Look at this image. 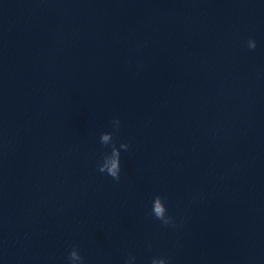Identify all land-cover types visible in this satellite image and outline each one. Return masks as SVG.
<instances>
[{
    "label": "water",
    "instance_id": "water-1",
    "mask_svg": "<svg viewBox=\"0 0 264 264\" xmlns=\"http://www.w3.org/2000/svg\"><path fill=\"white\" fill-rule=\"evenodd\" d=\"M114 119L119 182L97 171ZM73 245L264 264V0H0V264Z\"/></svg>",
    "mask_w": 264,
    "mask_h": 264
},
{
    "label": "clouds",
    "instance_id": "clouds-1",
    "mask_svg": "<svg viewBox=\"0 0 264 264\" xmlns=\"http://www.w3.org/2000/svg\"><path fill=\"white\" fill-rule=\"evenodd\" d=\"M247 46L250 50H255L257 46L256 41L254 39H249ZM120 127V120L114 119L112 121L113 131L103 132L99 137L100 144L105 148L110 147L111 150L110 152L103 154L101 162L98 163L97 171L100 173H106L116 182H119L121 179V150L126 152L130 148L128 143L123 142L117 147L115 135L119 132ZM151 204L152 207L150 214L152 216L159 220L163 226H175L174 218L168 214L166 198L164 196L155 195L152 198ZM135 261L136 257L130 253L125 259L124 264H135ZM68 264H84V258L80 254L77 245H73L68 253ZM151 264H169V260L167 257H153Z\"/></svg>",
    "mask_w": 264,
    "mask_h": 264
}]
</instances>
